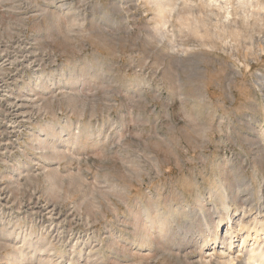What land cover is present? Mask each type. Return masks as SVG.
Instances as JSON below:
<instances>
[{
    "label": "rangeland",
    "instance_id": "obj_1",
    "mask_svg": "<svg viewBox=\"0 0 264 264\" xmlns=\"http://www.w3.org/2000/svg\"><path fill=\"white\" fill-rule=\"evenodd\" d=\"M255 224L264 0H0V264H237Z\"/></svg>",
    "mask_w": 264,
    "mask_h": 264
},
{
    "label": "bare ground",
    "instance_id": "obj_2",
    "mask_svg": "<svg viewBox=\"0 0 264 264\" xmlns=\"http://www.w3.org/2000/svg\"><path fill=\"white\" fill-rule=\"evenodd\" d=\"M244 232H247L246 235H242L241 249L243 252V258L237 262V264H264V243H262L264 227L255 224L252 228H248L243 225ZM235 231L231 230L229 234V246L230 252L233 251V243L236 241L235 239ZM216 239V238H215ZM252 241V242H250ZM217 243V239L214 241ZM231 261H235V259H230ZM236 262V261H235Z\"/></svg>",
    "mask_w": 264,
    "mask_h": 264
},
{
    "label": "clouds",
    "instance_id": "obj_3",
    "mask_svg": "<svg viewBox=\"0 0 264 264\" xmlns=\"http://www.w3.org/2000/svg\"><path fill=\"white\" fill-rule=\"evenodd\" d=\"M68 27H70V25L69 26H66V29H65L66 31H67ZM82 28H83V26H82Z\"/></svg>",
    "mask_w": 264,
    "mask_h": 264
}]
</instances>
